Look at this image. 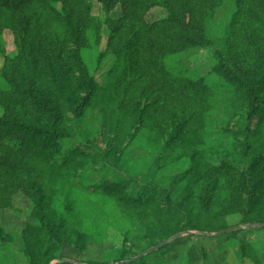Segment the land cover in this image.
I'll use <instances>...</instances> for the list:
<instances>
[{"label":"trees","instance_id":"obj_1","mask_svg":"<svg viewBox=\"0 0 264 264\" xmlns=\"http://www.w3.org/2000/svg\"><path fill=\"white\" fill-rule=\"evenodd\" d=\"M53 1L0 0V36L10 30L16 46L10 56L0 40V208L27 196L24 262L68 261L66 245L116 239L114 256L61 264H169L175 241L121 262L181 232L210 239L197 232L264 223V0H234L217 29L224 0H61L63 11ZM94 1L109 17L123 11L107 18L111 36L97 55V68L114 61L104 85L86 59ZM156 7L166 14L148 21ZM199 48L210 53L205 75L181 62ZM92 108L103 113L105 148L83 126ZM148 127L160 149L129 166L116 151L135 150ZM217 238L241 263L264 264L245 229ZM11 243L0 227V264ZM187 249L191 263L200 246Z\"/></svg>","mask_w":264,"mask_h":264},{"label":"rangeland","instance_id":"obj_2","mask_svg":"<svg viewBox=\"0 0 264 264\" xmlns=\"http://www.w3.org/2000/svg\"><path fill=\"white\" fill-rule=\"evenodd\" d=\"M52 4L59 10L63 11V3L61 0L53 1ZM234 11V0H224L223 4L216 10L214 18L212 19V26L214 29L225 26L227 22L230 21L232 13ZM92 16L95 18V22H90V27L92 31H89V37L93 43L92 47V57H87L89 62L91 72L100 83L104 85L107 79H105L106 73L109 71L111 65L114 63L113 59H107L101 64L99 68L96 67L97 55L99 52L105 51L107 49L108 40L111 36V27L106 22L107 18L111 20H117L122 17L123 11L122 7L118 5L111 13L110 17L106 14L103 6L97 1L93 2L92 5ZM166 14L165 10L156 7L149 11L147 14L148 21H154ZM1 43L6 48L7 53L10 56L16 54V46L14 44V37L10 30H5L0 36ZM94 42H96L94 44ZM89 52V51H87ZM89 56V54H88ZM210 53L207 49L199 48L193 52L181 55V62L185 66H188L194 73L205 75V73L210 70ZM3 64V59L0 58V69ZM193 73V72H192ZM1 113V110H0ZM103 113L101 108H92L83 124L84 128L93 133L91 137L95 144L98 143L102 147H106V144L101 140L102 138V128H101V118ZM157 137L155 131H151L146 128L142 131L139 137L136 139L137 144L135 150L131 153L129 148L133 144H129L124 150L116 151L119 157H122V161L127 163L129 166H137L141 160L144 159L147 149L154 148L160 149V144L155 143ZM128 142V140L126 141ZM85 146V145H83ZM140 166V165H139ZM144 169V168H143ZM31 205L27 200V196L23 192H18L12 197V203L10 208H0V227H2L7 232L13 234L14 243L5 247L4 254H6V264H26L23 259V255L20 249L23 247V240L21 237L22 229L24 224L29 220V212ZM238 220V219H236ZM231 224L236 225L235 221ZM245 235L252 242L254 246L264 251V227H244ZM114 234V233H113ZM114 238L116 235L113 236ZM208 237V236H207ZM218 235L211 236L210 239H198L193 238L191 234H185L180 237L172 245L173 251L166 252L163 256L166 262L169 264H243L238 258L236 252L231 250H220L219 244L217 243ZM197 246L200 251L193 258L191 263L187 261L186 258H182L183 254L181 251L188 250L191 246ZM120 247L117 245V240L113 239L102 245L97 243H89L85 251L78 250L74 246L66 245L63 251V256L66 260H92V261H102L105 255L114 256V252ZM208 252L207 258H203L201 250ZM264 254V253H263Z\"/></svg>","mask_w":264,"mask_h":264},{"label":"water","instance_id":"obj_3","mask_svg":"<svg viewBox=\"0 0 264 264\" xmlns=\"http://www.w3.org/2000/svg\"><path fill=\"white\" fill-rule=\"evenodd\" d=\"M244 227H264V223H253V224H247V225H237V226H231L223 231H220V232H217V233H210V232H204V231H200V232H197V234L199 235H205V236H208V237H211V236H215V235H223V234H226V233H230L232 231H236V230H240V229H243ZM185 234H191L190 231H185V232H181V233H178L176 235H174L173 237L171 238H168L162 242H160L159 244L155 245V246H152L150 247L149 249H147L146 251L142 252L141 254H139L138 256L128 260V261H125V262H121V263H130V262H133L135 260H138L140 258H142L143 256L153 252V251H156L160 248H162L163 246L171 243V242H174L176 240H178L180 237L184 236ZM63 262H69V263H76L75 261H71V260H68V261H57V262H53L52 264H61ZM111 264H118V263H111Z\"/></svg>","mask_w":264,"mask_h":264}]
</instances>
